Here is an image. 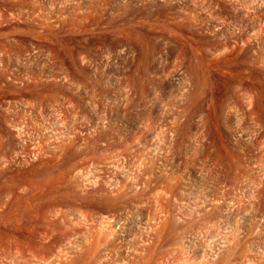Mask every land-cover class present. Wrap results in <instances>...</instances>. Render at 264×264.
Wrapping results in <instances>:
<instances>
[{
  "label": "rangeland",
  "instance_id": "374dc122",
  "mask_svg": "<svg viewBox=\"0 0 264 264\" xmlns=\"http://www.w3.org/2000/svg\"><path fill=\"white\" fill-rule=\"evenodd\" d=\"M82 260L264 264V0H0V264Z\"/></svg>",
  "mask_w": 264,
  "mask_h": 264
},
{
  "label": "bare ground",
  "instance_id": "6f19581e",
  "mask_svg": "<svg viewBox=\"0 0 264 264\" xmlns=\"http://www.w3.org/2000/svg\"><path fill=\"white\" fill-rule=\"evenodd\" d=\"M92 249H93V248H92ZM85 250H86V249H85ZM90 250H91V249H90ZM67 251H68V250H67ZM70 251H72V250H70ZM86 251L88 252V250H86ZM93 251H94V250H93ZM68 252H69V251H68ZM78 253H79V252H78ZM83 253H84V252H83ZM83 253H80V254H83ZM88 253H90V252H88ZM71 254H72V253H71ZM94 254H95V253H94ZM94 254H93V255H94ZM86 255H88V254L86 253ZM91 255H92V254H91ZM79 256H80V255H79ZM84 256H85V253H84L83 257H84ZM77 257H78V255H77ZM85 258L87 259V256H86ZM91 258H92V256H91ZM91 258H90V259H91ZM77 259H79V258H77ZM81 259H82V257H81ZM83 259H84V258H83ZM88 259H89V258H88ZM88 259H87V260H88ZM79 260H80V259H79ZM84 261H86V260H84ZM77 262H80V261H77ZM82 262H83V260H82ZM83 263L85 264V262H83ZM79 264H80V263H79Z\"/></svg>",
  "mask_w": 264,
  "mask_h": 264
}]
</instances>
